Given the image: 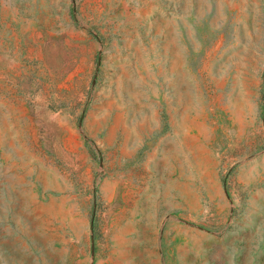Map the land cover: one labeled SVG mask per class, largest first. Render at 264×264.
Masks as SVG:
<instances>
[{
	"label": "rangeland",
	"instance_id": "rangeland-1",
	"mask_svg": "<svg viewBox=\"0 0 264 264\" xmlns=\"http://www.w3.org/2000/svg\"><path fill=\"white\" fill-rule=\"evenodd\" d=\"M0 264H264V0H0Z\"/></svg>",
	"mask_w": 264,
	"mask_h": 264
}]
</instances>
